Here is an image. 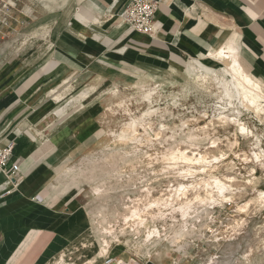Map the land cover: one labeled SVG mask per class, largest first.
I'll list each match as a JSON object with an SVG mask.
<instances>
[{
  "label": "crops",
  "instance_id": "1",
  "mask_svg": "<svg viewBox=\"0 0 264 264\" xmlns=\"http://www.w3.org/2000/svg\"><path fill=\"white\" fill-rule=\"evenodd\" d=\"M155 1L152 33L120 20L128 0H21L32 23L1 27L0 149L13 144L19 171L15 184L0 173V264H103L104 206L77 170L106 145L121 91L181 81L228 46L264 85V0ZM147 264L185 262L166 252Z\"/></svg>",
  "mask_w": 264,
  "mask_h": 264
},
{
  "label": "rangeland",
  "instance_id": "2",
  "mask_svg": "<svg viewBox=\"0 0 264 264\" xmlns=\"http://www.w3.org/2000/svg\"><path fill=\"white\" fill-rule=\"evenodd\" d=\"M32 12L0 0V31L32 23ZM209 62L189 65L178 82L121 91L107 109L106 145L77 170L104 206L103 258L114 250L147 264L169 252L185 264H264V113L226 98L231 78Z\"/></svg>",
  "mask_w": 264,
  "mask_h": 264
},
{
  "label": "bare ground",
  "instance_id": "3",
  "mask_svg": "<svg viewBox=\"0 0 264 264\" xmlns=\"http://www.w3.org/2000/svg\"><path fill=\"white\" fill-rule=\"evenodd\" d=\"M208 58L214 61V63L209 62L210 65L213 67L221 65L220 69H222L224 73L229 75L231 78L230 81L225 83L224 96L230 100L232 98L244 99L243 103L246 101L249 104V107L254 110L256 116L259 118V116L264 113V105H262L264 103V85L244 70L238 60L236 49L230 46L227 48L222 47L217 51L214 50V52H210L208 54ZM151 95V93H147L145 97L150 99ZM235 123H237L241 132L245 131V127L239 123L238 119ZM219 187L220 190L224 189L223 185ZM182 189H184V187ZM132 214L136 215L135 211L132 212ZM153 234H158V232L154 231Z\"/></svg>",
  "mask_w": 264,
  "mask_h": 264
},
{
  "label": "built area",
  "instance_id": "4",
  "mask_svg": "<svg viewBox=\"0 0 264 264\" xmlns=\"http://www.w3.org/2000/svg\"><path fill=\"white\" fill-rule=\"evenodd\" d=\"M158 8L155 0H128L119 14L120 20L130 32L152 33L154 15ZM13 144H7L0 149V173H7V182L16 183L19 166L12 160ZM103 264H141L134 259H123L118 256H105Z\"/></svg>",
  "mask_w": 264,
  "mask_h": 264
}]
</instances>
